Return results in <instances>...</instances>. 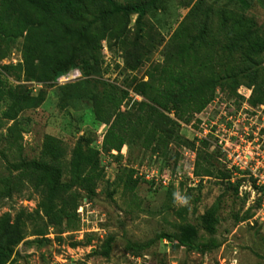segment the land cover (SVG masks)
I'll return each mask as SVG.
<instances>
[{
  "label": "rangeland",
  "instance_id": "obj_1",
  "mask_svg": "<svg viewBox=\"0 0 264 264\" xmlns=\"http://www.w3.org/2000/svg\"><path fill=\"white\" fill-rule=\"evenodd\" d=\"M117 1L126 4L131 0ZM199 1L212 13L226 10L254 21L264 36V0H158L157 10L149 11L144 19L145 30L151 35L147 44L150 53L135 70L126 65L119 45L113 42L112 45H116L111 48L107 41L100 43L101 76H86L76 67L47 82L44 80L45 68H41L37 80L28 79L27 71L18 79L17 74L8 75L0 69V76L8 88L23 87L34 95L40 91L45 93V101L40 107L22 112L15 121L3 118L7 104H1L2 176H20L21 171H15L17 167L25 161L40 160L47 136L57 138L65 148L66 156L62 160L64 182L70 179L72 152L83 137L101 151V166L104 168L96 195L92 199H81L78 211L82 208L83 216L77 211L80 218L74 220L69 232L59 234L46 218L33 215V219L27 222L28 238L17 247L13 264H264V192L246 174L224 179L221 173L227 161L221 151L213 154L214 175L204 178L194 176L196 160L193 163L185 155L188 151L197 155L199 146L195 144L194 148L192 143H197L196 132L203 134L207 126L211 132L207 138L211 143L216 141V135L233 142L242 140L239 144L245 151L250 143L248 151L259 153V159L263 157L264 163L263 108L253 109L233 95L229 88L219 89L215 100L201 114L196 115L190 124L181 125L179 139L169 145L166 157L153 156L150 151L134 145L131 148L125 146L124 153H121L123 159L118 161V152H102L108 126L97 120L93 102L84 90L92 91L94 82L98 81L120 87L129 92L121 107L123 114H128L134 101H142L134 88L148 81L149 70L162 62L173 34ZM7 11L8 15L17 13L13 1L8 2ZM136 20L137 15L130 17L129 41L134 39ZM22 41L18 39L12 43L9 56L0 66L22 63ZM262 59L264 62V56ZM63 86L70 89L64 92ZM96 86L101 88L98 84ZM239 91L241 94H238L246 100L251 95L245 87ZM214 150L211 146L210 150L203 149V152L212 153ZM151 169L160 171L161 175L162 171L172 173V184L163 187L156 178L155 182H138L135 188L126 185L132 170L145 173ZM22 182L21 194L15 193L12 198L0 201V218L6 213L15 216L22 210L33 213L37 209L38 192L27 179ZM177 194L187 202L177 200ZM216 204L220 223L218 232L209 236L199 227L198 219ZM183 208H188V212L180 216ZM245 216L251 219L244 221ZM185 224L194 226L200 245L211 246L212 250L202 254L197 247L187 246L186 239L179 235L180 226ZM37 230H46L47 234L33 236ZM162 234L173 239H159ZM111 236L115 238L111 256L105 259L93 255ZM127 242L150 244V247L136 257L126 250Z\"/></svg>",
  "mask_w": 264,
  "mask_h": 264
},
{
  "label": "trees",
  "instance_id": "obj_2",
  "mask_svg": "<svg viewBox=\"0 0 264 264\" xmlns=\"http://www.w3.org/2000/svg\"><path fill=\"white\" fill-rule=\"evenodd\" d=\"M9 1L17 6L14 15L7 14ZM0 4V63L9 56L12 43L23 40L22 63L0 69L8 75L17 74L18 79L27 71L28 79L37 80L41 68H45L44 80L52 82L76 67L86 76H101L103 41L110 43L111 48L116 45L113 42L117 43L124 52L126 65L137 69L150 53L147 44L151 35L145 30L144 19L149 11L157 10L158 0H131L126 4L117 0H0ZM133 15H137V20L134 39L129 41L128 26ZM263 56L264 36L254 21L226 10L212 13L199 1L173 34L162 62L149 70L148 81L134 88L142 101H134L128 114H123L121 107L129 92L101 81L94 82L92 91L84 88L93 102L97 120L108 126L102 152L116 151V159L121 161L125 146L139 145L153 156L166 157L169 145L179 139L181 125L190 124L201 114L215 100L219 89L229 88L251 108L264 109ZM241 87L251 91L247 100L238 94ZM62 89L66 92L70 87ZM44 101V91L34 95L23 87L8 88L0 76V106L7 104L4 119L15 121L22 112L36 109ZM209 140L203 139L198 145L194 172L197 178L212 177L215 173L213 154L220 150L204 153L203 149L210 150L212 146ZM195 144L192 143L194 148ZM65 156L61 141L47 136L40 160L25 161L17 167L15 171H21L20 176L0 174V201L21 194L24 179L33 184L40 197L33 213L22 210L15 216L6 213L0 218V264H13L17 247L28 238L27 222L34 214L46 218L63 234L79 217L81 199L96 195L104 175L101 151L81 138L72 152L68 182L63 181ZM233 175L224 166L221 176L231 180ZM138 182L147 181L132 170L126 185L135 188ZM187 212L188 208H183L179 214ZM243 219L248 221L251 217ZM198 222L203 232L215 235L220 223L218 205L207 210ZM46 234V230H37L33 236ZM179 235L186 239L187 246L197 247L202 254L212 250L211 246L200 245L195 227L190 224L181 225ZM158 238L173 239L168 234ZM114 242V237H108L92 254L108 259ZM148 247L150 244H126V250L136 257Z\"/></svg>",
  "mask_w": 264,
  "mask_h": 264
},
{
  "label": "built area",
  "instance_id": "obj_3",
  "mask_svg": "<svg viewBox=\"0 0 264 264\" xmlns=\"http://www.w3.org/2000/svg\"><path fill=\"white\" fill-rule=\"evenodd\" d=\"M239 93L241 94L240 91ZM205 127L206 129L204 130L203 134L201 132H196L197 145H199L201 140L207 139L208 133H211L210 131L208 132V127ZM223 131L227 132L225 131V129ZM239 142H242V140H236V142H233L229 138H220L216 135V141L211 144L214 149L220 150L221 153L225 156L227 161L226 166L228 170L232 171L235 176L241 174L250 176V178L256 181L257 186L264 191V163L262 162L263 157L262 160H260L259 153L255 152L254 150L248 151V149H251L250 143L248 149L245 151L244 149H242V146L239 144ZM122 153L124 152L122 151ZM185 155L186 157H189L193 163H195L197 156L196 152L188 151ZM193 170L194 169H192V171ZM161 173L162 175L160 174V171L151 169L150 172H137V176L149 182H155V179L157 178L156 181L159 182L158 184H161L163 187H169L172 184L173 180L172 173H166L164 171H162ZM159 175H161L160 181L158 178ZM82 211V208L78 211L80 216H83ZM139 259L140 258H137V260Z\"/></svg>",
  "mask_w": 264,
  "mask_h": 264
},
{
  "label": "clouds",
  "instance_id": "obj_4",
  "mask_svg": "<svg viewBox=\"0 0 264 264\" xmlns=\"http://www.w3.org/2000/svg\"><path fill=\"white\" fill-rule=\"evenodd\" d=\"M176 199H177V200H183V198L179 197L178 194H177V196H176ZM183 202L186 203L187 201H186V200H183Z\"/></svg>",
  "mask_w": 264,
  "mask_h": 264
}]
</instances>
